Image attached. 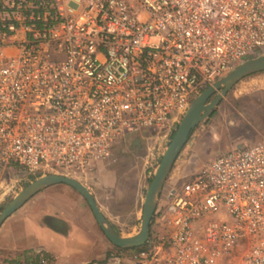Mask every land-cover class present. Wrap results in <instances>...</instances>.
Listing matches in <instances>:
<instances>
[{
  "label": "built area",
  "instance_id": "1",
  "mask_svg": "<svg viewBox=\"0 0 264 264\" xmlns=\"http://www.w3.org/2000/svg\"><path fill=\"white\" fill-rule=\"evenodd\" d=\"M261 55L264 0H0V170L92 175ZM165 197L130 264H264V138Z\"/></svg>",
  "mask_w": 264,
  "mask_h": 264
},
{
  "label": "rangeland",
  "instance_id": "2",
  "mask_svg": "<svg viewBox=\"0 0 264 264\" xmlns=\"http://www.w3.org/2000/svg\"><path fill=\"white\" fill-rule=\"evenodd\" d=\"M217 94L219 92H215L207 102H211ZM178 123L165 136L153 134L150 129L142 128L138 135L118 143L112 150L110 158L92 175L83 177L71 175L85 187L106 194L108 202L112 201L111 198L116 195V191L104 188L113 181L118 180L119 185H125L123 186L125 188L115 189L132 191L131 196L134 191L136 192L139 220L136 222V229L126 237L135 235L139 230L146 190ZM253 128H263L264 133V72L247 76L237 82L225 96L221 97L209 117L192 130L164 181L159 197L160 203L166 201L165 196L169 188L178 190L190 176L199 172L210 160L231 151L237 142L235 136L238 132H246ZM105 172L111 174L105 176ZM38 177L29 176L17 165L11 166L8 174H3V170H0V212L21 189ZM122 211L126 212V209L123 208ZM122 217L128 224L130 217L124 215ZM133 218L132 216V220ZM136 249H124L123 252L130 255ZM112 250L113 257H117L120 251L115 247ZM8 259L0 252V264H14L16 261Z\"/></svg>",
  "mask_w": 264,
  "mask_h": 264
},
{
  "label": "crops",
  "instance_id": "3",
  "mask_svg": "<svg viewBox=\"0 0 264 264\" xmlns=\"http://www.w3.org/2000/svg\"><path fill=\"white\" fill-rule=\"evenodd\" d=\"M262 130L253 128L238 132L233 148L263 139ZM110 174L105 172V176ZM119 183L117 180L105 185V190L116 191L110 202L101 191L86 188L112 230L118 236L126 237L136 229L139 220L137 195L135 191L131 196L132 191L115 189L125 186ZM125 198L127 200L124 201ZM123 208L126 212L122 211ZM123 215L130 217L128 224L122 219ZM113 247L82 196L66 185L55 184L44 188L0 226V252L8 260H16L20 264H29L34 257L39 264H130L124 250L115 247L120 252L113 257Z\"/></svg>",
  "mask_w": 264,
  "mask_h": 264
},
{
  "label": "water",
  "instance_id": "4",
  "mask_svg": "<svg viewBox=\"0 0 264 264\" xmlns=\"http://www.w3.org/2000/svg\"><path fill=\"white\" fill-rule=\"evenodd\" d=\"M261 72H264V55L240 64L191 101L153 173L142 204L140 227L135 235L130 237L118 236L100 213L88 189L72 178L56 174L41 175L21 189L0 212V226L35 194L48 186L63 184L73 188L82 196L104 236L114 247L121 250L143 247L149 237L152 215L164 181L192 130L202 120L209 117L221 97L225 96L237 82L247 76ZM215 92H219V94L211 102H207Z\"/></svg>",
  "mask_w": 264,
  "mask_h": 264
},
{
  "label": "trees",
  "instance_id": "5",
  "mask_svg": "<svg viewBox=\"0 0 264 264\" xmlns=\"http://www.w3.org/2000/svg\"><path fill=\"white\" fill-rule=\"evenodd\" d=\"M136 250H137V249H136ZM13 263L16 264V263H18V261H15V262H13ZM30 263H31V264H39V263H38V259H37V257H34V258L30 261ZM30 263H29V264H30Z\"/></svg>",
  "mask_w": 264,
  "mask_h": 264
}]
</instances>
